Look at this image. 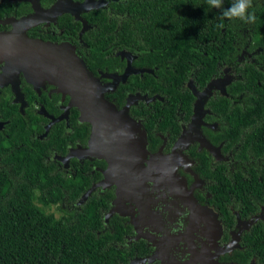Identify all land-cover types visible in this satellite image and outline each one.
Segmentation results:
<instances>
[{"label":"flooded vegetation","instance_id":"flooded-vegetation-1","mask_svg":"<svg viewBox=\"0 0 264 264\" xmlns=\"http://www.w3.org/2000/svg\"><path fill=\"white\" fill-rule=\"evenodd\" d=\"M70 1L82 4L84 0ZM96 1H104L106 6L86 12L64 10L54 17L47 16L30 26H23L20 25L21 20L41 11H49L62 1L0 0L3 5L0 6V33L18 31L11 41L13 57L0 59V142L4 140L16 148L24 144L29 147L40 144L49 152L47 158L58 170L72 177L80 176L101 192L111 191L114 197L104 216H119L126 220L130 227V234L126 236L127 244H145L147 252L137 258H147L140 261L142 264H163L165 261V264H190L192 258L198 261L197 264L202 263L205 242L202 236L206 229L202 222L197 220L193 224L190 221L188 196L192 193L197 202V211L192 216H201V208L209 210L210 207L206 205L212 206L208 192L211 172L225 170L219 163H225L229 171H233L235 166L231 152L225 154L223 143L215 141L213 133L220 130L221 122L208 107L210 98L216 95L228 97L227 85L223 91L215 89L206 97L200 122H194L197 105L194 94L199 96L207 92L213 82L225 80L227 68L232 82L233 69L226 65L219 67V75L212 77L199 90L189 77L187 82L177 87L180 91L183 88L182 94L169 99V95L163 92L170 91L180 79L174 76L173 83L166 82L165 74L170 68L168 62L148 61L130 52L127 47L121 48L113 42L103 44L95 37L99 29L94 22H99L97 14L103 13L104 20L110 24L123 18L112 17L114 12L106 3L109 0ZM65 3L64 7H67ZM19 32L24 33L27 41L34 44L26 45V49L20 48L22 38ZM91 41H94L93 47L90 46ZM47 44L59 47L56 54L72 49L91 78L103 87V97L118 111L127 110L129 118L137 124V129L129 124V129L134 131V141L138 142L135 150L138 151L141 145L145 150V159L142 161L144 170L138 171L147 177L132 173L131 180H122L118 176L117 179L109 180L110 184L105 187L99 186L108 165L103 160L87 155L91 127L80 120L79 109L71 103V84L81 86L83 69L75 60L65 62L58 55L50 56L42 46ZM91 48L98 54L106 53L104 58L97 57L96 53L93 55ZM42 152L46 156V152ZM114 180L129 187V190H123L118 200V186L112 183ZM116 205L123 206L121 211L125 213L110 214ZM214 209L223 228L218 247L225 249L230 245L228 243L236 220L226 230L219 217L225 216L224 208L222 211L220 208ZM52 210L55 216L60 215L55 208ZM230 211L235 215L231 207ZM131 216L140 217L139 233ZM258 216L264 219V207L245 221L249 224L250 220ZM198 225L197 230L195 226ZM241 232L239 246L233 248L231 254L219 253L216 258L219 264H242L244 259L239 258L241 252L238 251L243 250L241 236L245 231ZM156 252L157 259L150 262L149 259ZM234 256L239 261L233 259ZM250 261L246 264H250Z\"/></svg>","mask_w":264,"mask_h":264},{"label":"trees","instance_id":"trees-1","mask_svg":"<svg viewBox=\"0 0 264 264\" xmlns=\"http://www.w3.org/2000/svg\"><path fill=\"white\" fill-rule=\"evenodd\" d=\"M232 2L224 0L223 7ZM109 8L113 18H123L110 24L103 13L97 14L95 37L103 44L127 47L148 61L168 62L166 82L173 83L174 76L181 81L163 92L169 99L182 94L183 88L177 87L189 77L199 90L219 75V67L233 69L234 79L226 86L228 97L216 95L208 107L221 122L220 130L213 133L215 141L223 143L225 154L231 152L235 169L229 171L219 163L225 170L211 172L212 206H206L214 211V207L224 208L225 216L219 217L226 230L236 220L228 244L237 241L239 246L240 233L245 231L243 250L238 251L242 264L249 260L264 264V219L245 221L264 207V0H253L249 11L255 20L250 23L222 19L221 9L210 8L206 0H109ZM220 23L222 28L217 27ZM91 53L99 58L106 54L92 48ZM83 123L91 127L90 140L92 126ZM49 155L40 144L16 148L0 142V264H140L146 260L137 259L147 252L144 243L127 244L126 220L104 216L114 194L58 170Z\"/></svg>","mask_w":264,"mask_h":264},{"label":"water","instance_id":"water-1","mask_svg":"<svg viewBox=\"0 0 264 264\" xmlns=\"http://www.w3.org/2000/svg\"><path fill=\"white\" fill-rule=\"evenodd\" d=\"M93 2L105 3L104 1L85 0L82 4H85V6H87V5H92ZM106 3H109V2H106ZM58 5H59V2L56 3L49 11H52ZM97 8H100V7H97ZM22 21L23 20H21L20 23ZM15 33L16 32L0 33V45L5 46V47L7 46L6 49L9 50V52H10L9 48L12 49L11 41L14 39V36L17 34ZM6 55L7 54H5V56ZM227 71H228V68H227ZM84 77H86L85 73H83L81 77L80 87H75L74 83L73 84L70 83L71 92L70 91L69 92L72 97L71 99L72 105L77 107L80 111V120L82 122H88L92 126L91 137H90L88 148H87V155L89 157L103 159L108 164V167L106 171L104 172V175H105L104 180L99 184V186L105 187L107 184H110L109 180L111 181L112 179H117V177L113 176L114 174L113 170L117 168L119 169L118 176L119 178H122V180H125V179L131 180L130 175L132 173L138 176L144 177V178L147 177L143 175L142 172L138 171L139 169L144 170L142 167V161L145 159L144 158L145 157L144 146L141 145V147H139L136 153H132V151H134V149H137V147L133 143V141L135 140L134 131L129 129L130 128L129 124H133V123L129 122L126 119V118H129L127 110L126 109L121 110L120 111L121 114H118L114 112L113 109H115L116 111L118 110L114 107V105L109 103L103 97L102 92L97 93L96 92L97 89H95V92H92V90L89 91L87 89L85 91L83 89V84H85ZM228 78L229 79H226L224 81L225 85H228L231 82L232 77L228 75ZM65 80L69 82V79L67 80L65 78ZM223 90H224V87L222 91ZM196 96H197V103H198L199 96L197 94ZM98 134L100 135V137L97 140ZM96 141L97 142L100 141V144L97 145V146H100L99 148H97L96 145L93 146V144ZM207 148L209 149V147ZM112 183H116L118 186V189H117L118 191L117 200H118V198L120 197L119 188L120 186L123 187V183H118L115 180ZM94 188L95 186L92 187L91 190L88 191V193L83 196L80 203H82L87 198V196L90 194V192ZM188 200L191 206L190 221L194 224V221L196 222L200 218L199 219L200 221L198 222H202L203 226L206 229L205 234H203L202 236L205 239L204 246H203V256L204 257H203V262L199 264H218L216 258L219 255V253L220 254L224 252L229 253L233 248L237 247V243L233 242L230 245H228L225 249L224 248H221V250L218 249V241L220 240L222 236V229H223L222 225H221V230L219 226L213 225V223L216 222L214 219V216H205L203 213H205L206 211L203 208H201L200 213H199L203 216H192L194 212L196 213L197 206L195 205V202L191 196H188ZM208 211L212 212V214L214 212L212 208H209ZM112 212H116V211L111 210L110 214ZM107 218L108 216H106V219ZM197 227H199V225ZM190 228L191 226H189V229ZM212 235H216L215 240H211L210 236ZM190 245L193 246L192 244ZM155 259H157V252L153 254V256L151 257V259H149V261L151 262V261H154ZM197 262L198 261L196 259L194 260L192 258L190 264H197Z\"/></svg>","mask_w":264,"mask_h":264},{"label":"rangeland","instance_id":"rangeland-1","mask_svg":"<svg viewBox=\"0 0 264 264\" xmlns=\"http://www.w3.org/2000/svg\"><path fill=\"white\" fill-rule=\"evenodd\" d=\"M61 1L62 2H59V5L55 9H53L52 11H46V12L45 11H41V12H38V14H36L35 16H31V17H28V18L24 19L20 23V25L30 26L31 24H33V23L41 20L44 17H47V16L48 17H52V16L54 17V16L58 15L60 12H62L64 10L71 11L72 13H73L74 10H78V11L80 10V11H85L86 12V11H88L90 9H94V8H97V7H105L106 6L105 3H98V2L97 3L93 2L92 5L85 6V4L72 3L70 0H61ZM63 3L67 4L68 6L67 7H64V4ZM70 4H72V5H70ZM16 32H18V31L16 30ZM19 33L21 34V38H22L21 41H20V43H19L20 44L19 45L20 48L26 49V45H28V44H30V45L34 44V43H31V42H28L27 41L26 36H25L24 33H22V32H19ZM42 46L44 47V49H46L45 52H48L50 56H54V55L56 56V55H58L65 62H71V61L75 60L76 64H79L81 66V68L84 70V72L82 71V73H81V77H82L83 73H85V75H86V77H84L85 78V84H83V89L85 91L87 89L89 91L92 90V92H95V89H97L96 90L97 93H101V92L103 93V87H101L100 84L96 80H94L93 78L90 77L89 73L84 68L83 63L78 58H76V56H75V54H74V52H73L72 49L69 48V49H66L64 52H61L60 54H56L57 51H58L57 49H59V47L51 46V45H48V44L45 45V46L44 45H42ZM6 47L0 45V59H3L5 57H7V58H12L13 57V54H11V48L8 47L10 49V52H9V50H7ZM19 52H20V50H19ZM5 54H7V55L5 56ZM19 54H21V53H19ZM1 56H2V58H1ZM0 61H2V60H0ZM74 65H75V63L73 64V66ZM228 75H229V72L226 70L225 71V80L226 79H229L228 78ZM225 80L223 78L222 80H217L216 82H213V84L211 85V87L209 88V90L207 92L205 91L204 93H202L201 95H199L198 103H197V107H196V114H195L194 122H197V121L200 122L201 121V118L203 117V114H204V111H203V103H204L206 97H208V95L211 94L212 91L215 90V89L222 90L223 87H224V85H225V82H224ZM77 86L79 87V84H77ZM113 110H114V112H116L118 114H121L120 111H116L115 109H113ZM126 119L129 122L133 123L134 129H137V124L134 121L130 120L129 118H126ZM115 125H117V124H115ZM99 137H100V135L98 134L97 135V140H98ZM133 143H134V145H137L138 142L137 141H134ZM99 144H100V141L99 142L96 141L93 144V146H95V145L97 146ZM99 147L100 146H97V148H99ZM106 148H108V147H106ZM136 152H137V150H135V149H134V151H132V153H136ZM118 171H119L118 168L115 169V170H113V173H114L113 176L114 177H118V174H119ZM119 189H120L119 190L120 197H122V194L121 193L123 192V190L124 189H128L129 190V187H126V185L123 183V187L120 186ZM122 207L123 206L119 207V206L116 205L115 208H114V210L117 213H119V214L125 213V212H122L121 211V208ZM205 211L206 212L203 213L205 216H214V219H215L216 222L213 223V225L219 226V228L221 230V224L217 220L216 213L213 212V214H214L213 215L212 212H210L208 210H205ZM201 216H203V215H201ZM131 218H132V220H133V222L135 224V227L137 229V232L139 233L140 232V226H141V224H140V217L139 216H131ZM199 219H198V221H200ZM216 235L210 236L211 240H215ZM218 249H220V248L218 247ZM165 263H166V261H165ZM165 263H163V264H165Z\"/></svg>","mask_w":264,"mask_h":264},{"label":"clouds","instance_id":"clouds-1","mask_svg":"<svg viewBox=\"0 0 264 264\" xmlns=\"http://www.w3.org/2000/svg\"><path fill=\"white\" fill-rule=\"evenodd\" d=\"M210 8L221 9V18L227 20L238 19L246 23L254 22L255 15L249 10L253 7V0H233L232 4L224 8V0H206ZM220 23L217 27L222 28Z\"/></svg>","mask_w":264,"mask_h":264}]
</instances>
